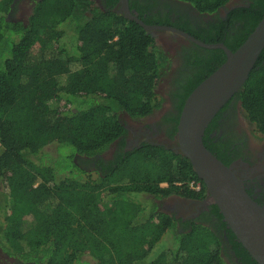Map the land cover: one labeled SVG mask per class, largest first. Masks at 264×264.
Listing matches in <instances>:
<instances>
[{
	"label": "trees",
	"instance_id": "trees-1",
	"mask_svg": "<svg viewBox=\"0 0 264 264\" xmlns=\"http://www.w3.org/2000/svg\"><path fill=\"white\" fill-rule=\"evenodd\" d=\"M14 1L0 0L1 251L32 264H228L216 228L192 223L180 232L152 204L194 196L190 181L207 194L183 155L144 145L95 167L84 159L103 155L126 135L122 115L140 120L162 108L157 89L174 66L170 54L139 24L94 0H34L27 23L9 19ZM172 1L212 15L231 0ZM263 17L264 0H254L195 38L236 52ZM138 18L166 24L141 12ZM182 58L171 91L175 137L188 97L227 60L222 50L194 44ZM234 99L264 139V50ZM210 127L206 148L230 166L209 140ZM228 231L241 263L257 264Z\"/></svg>",
	"mask_w": 264,
	"mask_h": 264
},
{
	"label": "flooded vegetation",
	"instance_id": "flooded-vegetation-1",
	"mask_svg": "<svg viewBox=\"0 0 264 264\" xmlns=\"http://www.w3.org/2000/svg\"><path fill=\"white\" fill-rule=\"evenodd\" d=\"M94 1L101 8L113 10L124 16L123 13H120L122 12V0ZM114 1H116V3L113 4ZM253 1L254 0H231L228 4L223 6L217 14L212 15L200 14L190 4L172 0H128V7L137 17L141 12L143 18L150 22L158 24L166 23L162 26L178 29L190 36L193 35L192 37L195 38L196 34L201 35L203 31L209 29L211 24L219 23L218 20L221 19L227 22L229 14L233 11L248 9ZM21 3L25 5V7L23 6L24 11L31 9V13H29L28 16L29 19L36 5L34 0H15L9 15L13 14L14 9ZM240 25V20L235 19L232 21L234 30L238 29ZM158 33L165 34V39L169 43H172L177 51L175 57L172 58L173 63L177 65V67L174 68L171 73H168L167 78L169 87L168 100L170 105L166 110L163 108L159 109V111L164 110L159 118H151V116L154 115L152 114L140 120L132 119L134 121L132 127L124 125L121 121L126 129V135L115 142L103 155L96 156L93 160L84 158L92 162L90 164L93 167L96 166V162L99 160L109 162L122 152H132L136 149H140L144 145L163 147L168 150H172L176 145V137L173 135V118L177 116L178 113L175 109L171 91L179 68L183 65L182 51L184 48H190L193 43L183 37H176L172 33ZM240 111H242L241 103L235 99L231 100L219 112L220 115L215 120V123L213 124L216 117L210 123L212 127H210L208 138L212 141L213 146L217 150H221L222 153L226 154L230 163L229 165L236 164L240 168L244 167V169H246L249 167V169L256 170L254 175H250V177L247 176L248 178L243 179V183L248 194L257 203L264 206V139L254 134L252 127L248 124L246 119L244 120V118H242ZM148 118H150L149 122H147V120L144 121ZM254 139H257L258 143H255ZM109 155H111V157L107 158ZM93 170H95V168H93ZM239 173H242V171ZM200 193L196 192L192 197L172 195L162 200L154 199L153 203L157 205L158 211L173 217L178 222L180 232L188 228L192 223L203 224L213 229L216 228L223 240V256L226 262L228 264H242L241 259L238 257L234 247L229 241V228L226 226V228L221 229L224 219L220 218V211H218V213L216 212L215 203L209 198L208 194L200 196ZM0 252L13 264H32L20 263L15 259L9 258L1 249ZM248 264L253 263L249 262Z\"/></svg>",
	"mask_w": 264,
	"mask_h": 264
},
{
	"label": "water",
	"instance_id": "water-1",
	"mask_svg": "<svg viewBox=\"0 0 264 264\" xmlns=\"http://www.w3.org/2000/svg\"><path fill=\"white\" fill-rule=\"evenodd\" d=\"M120 13L139 24L153 37L158 32H168L201 48L222 50L226 54V62L186 100L179 119L176 145L172 150L190 161L227 227L252 260L264 264V206L248 194L243 183V179L254 175L256 170L245 165L248 169L236 164L226 166L204 144L208 126L243 89L264 50V17L245 43L236 52H232L223 43L206 44L175 28L147 25L130 11L128 0H122Z\"/></svg>",
	"mask_w": 264,
	"mask_h": 264
},
{
	"label": "rangeland",
	"instance_id": "rangeland-1",
	"mask_svg": "<svg viewBox=\"0 0 264 264\" xmlns=\"http://www.w3.org/2000/svg\"><path fill=\"white\" fill-rule=\"evenodd\" d=\"M23 6L25 7V5H23V3H21L20 5H17L16 9H14V13L11 14V15H9V19L11 21L27 23L29 13H31V9H27L26 11H24V7ZM165 37H166L165 34H159V33H157V35H156L157 43H158V45L161 48H163L166 52H168L172 58H174L175 55H176V52H177L176 51V47L173 46L172 43H169L165 39ZM176 67H177V65L174 64L173 68H171V70H170L169 73H171L174 70V68H176ZM167 78H168V74L162 79V82H161L160 86L157 89V93L164 100L163 101V106H162V108L164 110L168 109V107L170 105L169 104V100H168V96H169V94H168V88L169 87H168V81H167L168 79ZM164 110H162V111H164ZM162 111H159V110L155 111L153 113L154 115L151 116V118H159L160 115H161V113H162ZM240 114H241L242 118H244V120H245L246 117L244 115L243 110L240 111ZM146 120H147V122H149L150 121V118L145 119L144 121H146ZM121 121H122V123L124 125L129 126V127L130 126L132 127L134 125V121L129 116H127V115H122L121 116ZM254 142L255 143H258V140L257 139H254ZM62 151L63 152H66V153H71L72 152L69 148H64ZM109 157H111V155H109L107 158H109ZM148 200H151L149 196H144L143 197V201H148ZM152 204H153V202H152ZM3 263H5V264H13L10 260H8L7 258H5V256L2 255V253L0 252V264H3Z\"/></svg>",
	"mask_w": 264,
	"mask_h": 264
},
{
	"label": "built area",
	"instance_id": "built-area-1",
	"mask_svg": "<svg viewBox=\"0 0 264 264\" xmlns=\"http://www.w3.org/2000/svg\"><path fill=\"white\" fill-rule=\"evenodd\" d=\"M188 186L191 190L195 192H201L202 191V184L197 181H190L188 182Z\"/></svg>",
	"mask_w": 264,
	"mask_h": 264
}]
</instances>
